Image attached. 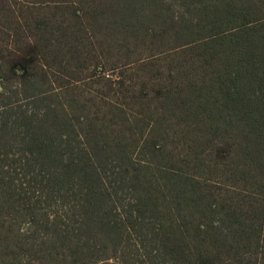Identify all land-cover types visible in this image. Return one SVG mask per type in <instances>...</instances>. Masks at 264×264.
I'll return each instance as SVG.
<instances>
[{"label":"trees","instance_id":"trees-1","mask_svg":"<svg viewBox=\"0 0 264 264\" xmlns=\"http://www.w3.org/2000/svg\"><path fill=\"white\" fill-rule=\"evenodd\" d=\"M0 264H264V0H0Z\"/></svg>","mask_w":264,"mask_h":264}]
</instances>
